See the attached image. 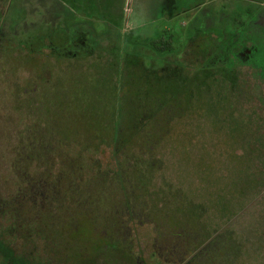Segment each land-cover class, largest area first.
<instances>
[{
	"label": "rangeland",
	"instance_id": "rangeland-1",
	"mask_svg": "<svg viewBox=\"0 0 264 264\" xmlns=\"http://www.w3.org/2000/svg\"><path fill=\"white\" fill-rule=\"evenodd\" d=\"M59 1L0 0V248L20 250L31 233L38 264H264V78L241 64L264 75V0H102L91 11ZM166 30L174 48L158 52L151 43ZM67 41L86 55L49 54ZM28 48L43 58L23 59ZM132 54L151 76L201 62L216 81L235 67L237 87L212 82L214 103L193 97L189 114H160L166 126L151 118L150 152L115 150L113 93L126 91ZM131 87L121 111L143 101L142 80ZM129 136L136 148L146 138ZM87 221L91 251L74 240ZM0 264H11L1 252Z\"/></svg>",
	"mask_w": 264,
	"mask_h": 264
},
{
	"label": "trees",
	"instance_id": "trees-1",
	"mask_svg": "<svg viewBox=\"0 0 264 264\" xmlns=\"http://www.w3.org/2000/svg\"><path fill=\"white\" fill-rule=\"evenodd\" d=\"M171 38H172V34L166 30V31H163L162 34L159 35L155 40H153L151 44L154 47V49L157 50L158 52L171 51L174 48ZM68 45H70L69 41H67V43L63 45L62 50H59V48H52L50 49L49 54L55 57L63 56L62 58H65L67 60H74L80 56L86 55L85 52H77V51L76 52L71 51L68 53L67 52L68 47H69ZM26 50L27 51L25 52V56L22 55L23 59L35 58L36 55L40 56L41 59L43 58L40 54L39 49H29L28 48ZM213 52H214V48H212V51L211 53H209V55H211ZM203 53L204 52H202L201 54L202 56H204ZM209 55H206L203 57L202 63H205L208 61ZM130 63L131 65H133L132 67ZM241 64L251 67L256 73H258V75L261 78H263V75L261 74V70L258 66L256 67V65L254 66V65L246 64V63H243L242 61H241ZM124 65H125L126 70L124 72V67L121 70V75H122L121 79L123 80V87L126 88V91H124L123 93L121 92L113 93V95L116 97L115 101L118 102V107L116 109H114L116 106L113 105V109L115 111V114L113 115L114 116L116 115L117 118H114L113 123L108 125L110 126L109 127L110 129H113L111 131V135H112L111 140H113L112 142L114 143V146L113 145L112 146L114 147L115 150L124 151V152L125 150H130V149L138 150L139 153L142 150H148L149 143L147 142L148 140L147 137H148V134H150L149 128L151 126L150 125L151 118L156 119L154 120L155 122L153 123L165 124L166 126V122L165 121L162 122L161 119L159 118L160 114L166 112V115L164 116L174 117L175 115L178 116L179 111H180V114L178 116L179 118L182 117L183 115L189 114L190 108H187V105H189L188 104L189 100L192 99L193 97H196V96L208 97L206 100V103L207 104L214 103L213 101L210 102V98L212 94L210 92V89H211L210 83L213 82L215 85L223 84V85L228 86L232 90H234L237 87V84H236L237 81L234 83L231 82L233 78L237 79L238 77V75L235 73V67L233 69L231 68H228V69L233 71V74L234 75L236 74V76L234 75L231 76L229 71L223 69L220 72V76L223 78H219L216 81H211V79L215 80L218 78V76H216L217 72H214V71H213L214 73L211 72V69L205 66H202L201 62H198L196 65L197 67L193 71L189 72L188 75L186 76L179 75L176 78L168 77V76L165 77V75L159 72L151 76L150 74H148V72L144 71L143 68H137V67H140L141 64L139 60L136 57H134V54H132L131 57L125 58ZM219 65L226 67L225 65H222V64H219ZM54 67L58 68L55 62H53L52 65L49 66L50 71H52ZM107 68H108L107 72H111V69L109 67ZM115 74H116V69L113 70L110 77L114 76ZM88 78H89L90 83H92L96 79L94 75L92 74H90ZM137 78L142 80L144 84V88L140 91L141 93H143L142 94L143 101L137 100V102L134 103L136 107L134 105H131V106L127 105L128 107H123V110L125 111H121L120 101L122 100L125 103L126 101H129L131 99V93L134 96L137 93V91H135V89L131 87V82H133V79L135 80ZM227 81H230L231 83H228ZM110 85H116L114 84V80L113 81L110 80ZM201 87L206 88L207 92H205V94H204V91L206 90L196 91V88L199 89ZM239 87H241V85L240 86L238 85L237 89H239ZM234 94H236V92L233 93L232 96H234ZM142 95H140L138 98L140 99ZM187 101L188 103H186ZM126 104H128V102ZM83 105L85 106L83 107ZM145 105L152 108V109H149L150 113L153 112L151 117L150 115H148V118L150 117L149 119L147 118V115H144L143 113L145 110L143 109L144 107L142 106H145ZM75 106L83 107V108H79L80 111L82 110L89 111L93 114V106H91V103L88 104V103H85V101H83V102H79ZM131 107H134V108L129 110L128 108H131ZM72 113L73 115H76L74 110H72ZM121 113L124 114L125 116L124 123L121 120V116H120ZM99 122L101 123V121ZM105 126H107V124H105ZM119 127L121 128V130L119 129ZM119 133L121 134L119 135ZM135 134H139L142 137L143 136L146 137L144 138L143 141L138 142L139 146L137 148L134 146H131L130 144L133 141L130 140L129 135H135ZM64 140L68 141L66 139ZM62 143H65V142L62 141ZM115 150H112L113 157H114ZM148 151L150 152V150ZM80 157L82 156L80 155ZM77 167L78 169H81V167L78 164H77ZM93 227L95 228L94 223L92 221H87L81 227L82 228L81 234H76L74 237L75 242L78 244H81L77 246H81L82 250L91 251L95 249L96 242H93V240L91 239L93 238L92 236ZM30 234L31 233H28L26 237L24 238V240H27L28 238V241L22 242V244L20 245L21 246L20 250L18 248L13 247V245L8 244V243L1 244L0 252L5 258L7 263H11V264H36L37 263L36 253L38 250V245L34 241L36 239H34V237H32ZM70 247H71L70 250H67V251L62 250V251L69 253V255H71L73 254V252L79 249V248L77 249V247H74V246H70ZM62 251H59V254H61ZM59 256H60V259L63 258L61 255ZM93 260L95 259H89L88 262H91L89 264H92Z\"/></svg>",
	"mask_w": 264,
	"mask_h": 264
},
{
	"label": "crops",
	"instance_id": "crops-1",
	"mask_svg": "<svg viewBox=\"0 0 264 264\" xmlns=\"http://www.w3.org/2000/svg\"><path fill=\"white\" fill-rule=\"evenodd\" d=\"M90 1H92V0H84V1H82V3H80V6L79 7L82 6L81 9L84 10V11H91L92 7H93V9H96V7L99 8V9H102L103 8L104 2L102 0H96L97 3H96V1H94L95 2L94 3L95 5L90 4L89 3ZM58 2H60V1L58 0ZM56 9H57V11L60 10V7L57 8V5L56 4H54L53 6H49V12L47 14L48 15L52 14L54 11H56Z\"/></svg>",
	"mask_w": 264,
	"mask_h": 264
},
{
	"label": "flooded vegetation",
	"instance_id": "flooded-vegetation-1",
	"mask_svg": "<svg viewBox=\"0 0 264 264\" xmlns=\"http://www.w3.org/2000/svg\"><path fill=\"white\" fill-rule=\"evenodd\" d=\"M69 47H68V49L71 47V45H68ZM261 69V68H260ZM261 72H262V70H261ZM263 78H264V75H263Z\"/></svg>",
	"mask_w": 264,
	"mask_h": 264
}]
</instances>
